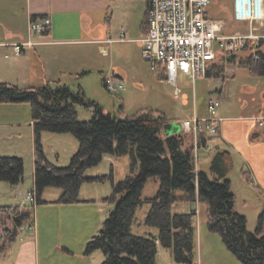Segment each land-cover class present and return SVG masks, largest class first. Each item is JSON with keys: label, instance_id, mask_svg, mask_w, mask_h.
Masks as SVG:
<instances>
[{"label": "trees", "instance_id": "trees-1", "mask_svg": "<svg viewBox=\"0 0 264 264\" xmlns=\"http://www.w3.org/2000/svg\"><path fill=\"white\" fill-rule=\"evenodd\" d=\"M146 22L148 24L147 15ZM48 32L49 29L45 34ZM237 53L232 61L237 58ZM256 54L255 57L250 51L240 62L253 76H264V39ZM229 61L224 58L215 61L208 76H223ZM160 71L164 77L163 70ZM0 102L31 104L37 203L44 202L42 195L50 186L62 189L58 203L81 201L80 190L85 181L107 177L88 176V168L98 165L106 154L131 155L124 179L115 181L113 173L110 175L113 191L109 200L114 207L99 232L86 244L87 254L96 249L103 251L105 258L101 264H156L159 245L170 248L176 262L196 264L195 213L173 212L172 206L176 201L197 200L206 205L209 228L221 234L227 247L241 262L264 264V212L256 230L252 231L248 228L247 217L236 209V193L232 190L230 176L235 159L229 150L216 144L209 171L197 169L194 136L183 130L167 134L165 124L175 119L164 112L144 109L133 115H118L87 97L82 88L73 91L69 85L59 82L48 81L41 87L22 88L0 81ZM77 104L93 108L90 120L79 118ZM44 131L71 132L76 136L79 146L68 166H58L49 159L42 140ZM209 140L207 135L199 134V147L206 146ZM24 174L22 156H0V180L15 186L24 179ZM152 176L159 177L160 183L157 193L147 198L151 207L146 222L158 227L159 231L148 237L135 234L132 226L137 208L143 203L144 186ZM3 218L10 221L8 227L0 231V253L18 238L23 227L35 226L34 209L0 206V221ZM11 219L12 227H9Z\"/></svg>", "mask_w": 264, "mask_h": 264}, {"label": "rangeland", "instance_id": "rangeland-1", "mask_svg": "<svg viewBox=\"0 0 264 264\" xmlns=\"http://www.w3.org/2000/svg\"><path fill=\"white\" fill-rule=\"evenodd\" d=\"M209 12L212 17L225 22L227 31L244 30L243 25L234 19V16L238 17L235 0H213L209 6ZM256 22L258 23V20ZM256 22L254 24L258 29L264 31V23L261 24L259 20L258 25ZM139 45V43H114L108 56L96 53L89 55V63L86 67L89 73L78 75L75 72L67 71L60 75V78L73 91L82 87L87 97L99 102L106 111L118 115H133L144 109L158 110L159 101H166V104L172 107L171 110H177H173L177 116L173 122L178 125H181L180 121L185 118L186 113H190V116L193 115L194 99L198 114L206 116L208 115L206 101L210 96L223 98L219 94V89L222 87L230 86L231 101H225L223 98L220 109L230 108L233 103H235V107L236 104H242L246 100L251 101L252 104L254 102L252 95L242 91V84L252 81V79L258 86L264 84V80L261 82L255 80L264 79L262 78L264 76H252L246 68L241 66L239 61L245 52L240 53L239 51L235 60L226 63L223 76L211 75L200 78L196 81L195 88L188 75L180 74L179 86L183 92L189 94L190 98V103L184 106L180 99L174 98L173 87L168 84L163 87L156 80V70L144 59L141 45ZM6 53L11 54V49L5 48L0 51V81H11L8 79L13 76L11 69L18 64V62H14L17 56L6 57ZM23 56L22 54L21 58ZM234 65L237 70L235 79L228 77V69ZM114 72L120 75L125 83V88L118 93H111L103 80L104 74ZM58 78L56 77L52 83H57ZM229 81L230 83H228ZM77 110L79 118L82 120H90L93 116L92 107L77 104ZM31 121L32 109L29 102H0V156H22L25 162V174L21 182L12 186L8 181L0 180V206L7 205L13 208L19 206L21 210L34 209V229H30V226L26 225L21 235L22 238L31 235L36 239L38 236L40 237L41 245L45 246L41 251V264H101L105 258L103 251L96 249L87 254L85 252L86 244L93 234L99 232L110 214V209L114 207V203L109 200L113 191L110 175L113 173L115 181L124 179L128 174L131 155L106 154L98 165L88 168L86 170L88 176L107 175V177L104 180L85 181L80 190L81 201L72 204L58 203L56 201L60 197L59 191L62 189L50 186L43 193V198L48 199L49 203L43 204L46 206L38 207L37 202L33 203L27 199L29 192L35 189V135ZM42 140L49 159L58 166L69 165L79 144L78 139L71 132L44 131ZM214 149H199L197 169L202 167L209 171ZM204 152L207 154L204 155ZM241 175L240 167L234 166L230 176L233 181L232 190L238 193L235 207L247 217L248 228L255 231L259 217L264 212V196L260 195L253 187L244 184ZM159 183V177L152 176L144 186L143 203L137 208L132 226V231L135 234L150 237L151 234H156L159 231L158 227L150 226L146 222L151 207L147 198L153 197L157 193ZM197 202L198 206L193 210L196 227V264H244L227 247L221 234L209 228L206 205L199 200ZM184 203L183 201L174 202L172 211H185L187 207ZM34 204L35 207H33ZM44 213H47L46 217L41 215ZM2 221H0V231L8 227L6 225H9L7 223L10 220L3 218ZM9 227H12V219ZM159 246L161 251L160 254L158 253L156 264H190L176 262L170 248Z\"/></svg>", "mask_w": 264, "mask_h": 264}, {"label": "crops", "instance_id": "crops-1", "mask_svg": "<svg viewBox=\"0 0 264 264\" xmlns=\"http://www.w3.org/2000/svg\"><path fill=\"white\" fill-rule=\"evenodd\" d=\"M149 1L0 0V51L8 48L11 49L12 54V46L5 45V43L26 39L28 37L29 21L33 16H49L51 18L49 32L43 36L36 37L37 39L46 41V43H41L28 49L22 58V55L17 56L14 62H18V64L12 67L11 72L13 76L8 78L11 81L5 82L16 84L22 88L41 87L48 81L52 82L56 77H59V83L67 84L66 82L63 83L60 78V75L65 74L67 71L75 72L78 75L89 73V70L86 68L89 63V55L96 53L108 56L110 55L112 44L118 42L138 43L131 40L122 41L119 38L123 30L131 38L140 37L147 32L148 24L146 22V15ZM259 14L261 15L260 22L262 24L264 23V0H262ZM234 19L243 25L244 30H229L231 32H245L252 27L249 20H241L240 18H235V16ZM260 22L258 21L256 23L259 25ZM260 31L264 32L261 29ZM109 38H114L115 40L109 42L107 41ZM243 52L245 54L241 56V59L250 54L249 50L240 51V53ZM7 54L5 55L6 57ZM233 64L236 65L237 63ZM22 65L24 66L22 67ZM235 65L228 69V77H233L234 79L237 73ZM241 66L250 72L248 67L243 64ZM101 72L104 73L103 70ZM155 76L156 80L163 87L167 84L173 87L174 98L180 99L184 106L190 103L187 92H183L182 96H176L174 86L161 76L160 70H156ZM255 80H257L256 82H261L264 79ZM254 82L252 79V81L242 84V91L252 95V101L255 103L253 102L251 104V101L246 100L242 104H236L235 107V103H233L230 108L223 107L219 109L220 133L216 139V144L222 149L229 150L233 154L235 166L238 165L240 167L243 183L253 187L260 195L264 196V126L259 125V117H264V84L258 86ZM219 94L225 98V101H231L230 86L219 89ZM223 98L221 97V100ZM194 101L192 106L193 112ZM159 103V111L164 112L172 119H176L177 116L174 111L177 110H171L172 107L170 105L168 106L166 101H159ZM168 107H170V110H168ZM189 114L186 113L185 118L192 116ZM31 123L33 125V120ZM206 154L204 152V155ZM243 171H245V174ZM59 192L62 193V191ZM234 192L236 193V197H238V193L236 191ZM42 199L44 202L37 203L38 207L46 206L43 204L49 203V200L43 198V195ZM184 204L187 207L185 211L188 212H193L198 206L197 201H188ZM41 215L46 217L47 213ZM30 229L34 228L30 227ZM22 230L18 238L8 249L0 253V264H41V251L42 248L44 250L45 246L41 245L40 237L38 236L36 239L35 236L31 235L30 237L22 238ZM96 234H93L92 237ZM157 234L158 232L153 235ZM160 251L159 246V254Z\"/></svg>", "mask_w": 264, "mask_h": 264}, {"label": "built area", "instance_id": "built-area-1", "mask_svg": "<svg viewBox=\"0 0 264 264\" xmlns=\"http://www.w3.org/2000/svg\"><path fill=\"white\" fill-rule=\"evenodd\" d=\"M213 0H150L148 5V31L137 38H131L123 30L119 40L136 41L141 45L142 55L153 69L163 70L164 79L175 88L176 96L183 91L178 84L180 74L188 75L195 87L196 81L208 76L212 64L220 58L227 61L231 54L249 50L257 56L260 41L264 39L255 22L260 19L262 0H235L236 12L240 19L249 20L252 27L247 32L227 31L225 22L210 15L209 6ZM51 27L49 16L32 17L28 25L26 39L5 43L13 48L7 57L20 56L28 49L46 41L37 39L45 35ZM109 38L107 41H114ZM104 83L111 93L125 88L123 78L116 74H105ZM221 97L211 96L207 102L208 115L198 114L196 101L194 112L182 119L181 129L194 136L196 163H199V149L215 148L220 133L218 111ZM259 125L264 126V117H259ZM205 134L210 139L204 147H199L198 136ZM198 166V164H196ZM27 199L37 202V193L30 191ZM35 205V204H34Z\"/></svg>", "mask_w": 264, "mask_h": 264}, {"label": "water", "instance_id": "water-1", "mask_svg": "<svg viewBox=\"0 0 264 264\" xmlns=\"http://www.w3.org/2000/svg\"><path fill=\"white\" fill-rule=\"evenodd\" d=\"M233 58L234 54H231L229 59L232 60ZM164 128L167 134L178 133L182 130L181 125H178L173 121L166 123Z\"/></svg>", "mask_w": 264, "mask_h": 264}]
</instances>
